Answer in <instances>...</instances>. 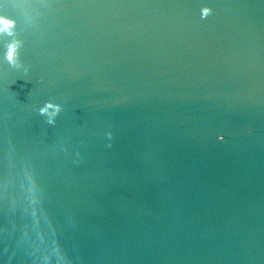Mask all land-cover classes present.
<instances>
[{"label": "water", "instance_id": "water-1", "mask_svg": "<svg viewBox=\"0 0 264 264\" xmlns=\"http://www.w3.org/2000/svg\"><path fill=\"white\" fill-rule=\"evenodd\" d=\"M0 15V264H264V0Z\"/></svg>", "mask_w": 264, "mask_h": 264}, {"label": "clouds", "instance_id": "clouds-1", "mask_svg": "<svg viewBox=\"0 0 264 264\" xmlns=\"http://www.w3.org/2000/svg\"><path fill=\"white\" fill-rule=\"evenodd\" d=\"M212 8L211 7H205L202 12V18H207L211 13H212ZM16 25V21L7 16V15H0V32H8L9 34L12 33ZM16 53H17V45L15 43L9 45V51H8V59L10 61H15L16 58ZM53 105L49 104L47 107L41 109L42 112H47L49 108H52ZM57 111H59V107L56 106ZM51 122V121H50ZM249 132H252L253 129H249ZM112 133H109V136H111Z\"/></svg>", "mask_w": 264, "mask_h": 264}]
</instances>
